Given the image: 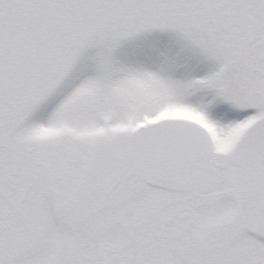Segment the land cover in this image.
<instances>
[{"label": "snow or ice", "instance_id": "snow-or-ice-1", "mask_svg": "<svg viewBox=\"0 0 264 264\" xmlns=\"http://www.w3.org/2000/svg\"><path fill=\"white\" fill-rule=\"evenodd\" d=\"M0 264H264V0H0Z\"/></svg>", "mask_w": 264, "mask_h": 264}]
</instances>
